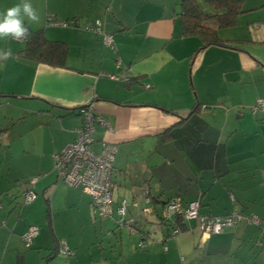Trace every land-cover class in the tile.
<instances>
[{"label":"crops","instance_id":"obj_1","mask_svg":"<svg viewBox=\"0 0 264 264\" xmlns=\"http://www.w3.org/2000/svg\"><path fill=\"white\" fill-rule=\"evenodd\" d=\"M30 2L39 21L29 32L61 42L66 53L63 65H49L23 53L25 39H0V56L11 50L0 59L3 118L26 114L16 135L0 128V264H264V108L252 109L264 98V0H242L231 26L211 19L223 42L205 46L182 32L181 0ZM19 3L0 0V13ZM71 17L100 20L115 49L100 33L48 22ZM87 103L110 123L96 125L91 148L116 146L104 218L53 168ZM28 188L36 196L24 202ZM174 196L198 199L202 214L253 212L260 223L239 218L206 235L188 219L170 235L159 216ZM120 199L129 224L118 223ZM30 225L37 233L26 245Z\"/></svg>","mask_w":264,"mask_h":264},{"label":"built area","instance_id":"obj_2","mask_svg":"<svg viewBox=\"0 0 264 264\" xmlns=\"http://www.w3.org/2000/svg\"><path fill=\"white\" fill-rule=\"evenodd\" d=\"M48 22L54 26H74L83 30L100 33L103 44L115 49L112 35L100 28V20L98 19L92 22H83L81 25L79 24L80 19L77 17L64 20L48 19ZM108 76L112 77L113 75L108 74ZM124 80L127 81L128 79L125 77ZM262 108H264V98L258 99L252 109L257 110ZM78 112L82 117V121L75 128L76 136L52 155L53 168L56 171L58 180L71 186L78 185L89 195L92 215L104 218L111 216V177L116 146L113 143H103L100 151H94L91 145L94 142L93 134L96 125L110 128V123L107 119L94 112L90 103L79 106ZM35 180L36 177L32 179V184ZM23 194L24 202L32 201L36 196L29 188ZM145 200L148 201V198ZM199 208L200 201L198 199L191 200L184 206L181 198L174 196L163 206L159 219L171 222L175 218H180L181 220L193 219L197 222L200 231L206 235L222 231L225 227L233 225L239 218H243L249 223H260L259 217L254 213L241 215L237 212H232L224 216H209L200 213ZM126 209L127 202L125 199H120L116 205V213L120 217L118 218L119 224H129V220H124ZM180 231L177 227H172L171 235H176ZM36 233L37 227L30 225L22 236L24 243L30 245ZM59 250L67 256L73 254L71 250L65 247H60Z\"/></svg>","mask_w":264,"mask_h":264},{"label":"trees","instance_id":"obj_3","mask_svg":"<svg viewBox=\"0 0 264 264\" xmlns=\"http://www.w3.org/2000/svg\"><path fill=\"white\" fill-rule=\"evenodd\" d=\"M204 1L208 4V6H210L212 11H203L197 0H181L180 18L182 32L184 34L198 35L201 38L204 46L213 43L222 44L223 41L218 37L216 29L207 23L213 19L215 20L217 27H228L233 25L236 22L237 17L244 11L242 8V0ZM25 40L26 47L23 49V53L29 58L49 65L61 66L64 64L66 48L61 42L46 39L40 31L30 32V35L26 37ZM188 202L189 201L186 203L182 202V204L185 206ZM232 212H237L241 215H249L253 213L232 210L228 214ZM172 220L173 222L160 221L170 222L172 227H177L182 231L185 220H181L180 218H175Z\"/></svg>","mask_w":264,"mask_h":264},{"label":"clouds","instance_id":"obj_4","mask_svg":"<svg viewBox=\"0 0 264 264\" xmlns=\"http://www.w3.org/2000/svg\"><path fill=\"white\" fill-rule=\"evenodd\" d=\"M26 21L28 26H26ZM39 21V15L30 0H21V3L7 8L0 13V39H21L30 35L29 26ZM11 54L0 56L6 60Z\"/></svg>","mask_w":264,"mask_h":264},{"label":"rangeland","instance_id":"obj_5","mask_svg":"<svg viewBox=\"0 0 264 264\" xmlns=\"http://www.w3.org/2000/svg\"><path fill=\"white\" fill-rule=\"evenodd\" d=\"M6 113H9V109L0 108V128L10 127L12 126V134L16 135L17 133L23 129V118L26 117V114L23 111H16L14 113L13 119L11 121H8L7 119L3 118ZM3 118V119H2ZM13 124V125H11Z\"/></svg>","mask_w":264,"mask_h":264}]
</instances>
